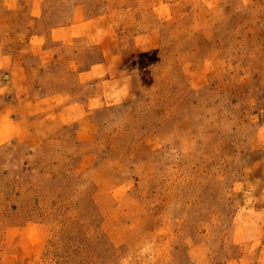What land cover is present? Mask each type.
Segmentation results:
<instances>
[{
  "label": "rangeland",
  "instance_id": "374dc122",
  "mask_svg": "<svg viewBox=\"0 0 264 264\" xmlns=\"http://www.w3.org/2000/svg\"><path fill=\"white\" fill-rule=\"evenodd\" d=\"M31 35L80 56L44 78L113 39L138 90L41 140L0 103V264H264V0H0Z\"/></svg>",
  "mask_w": 264,
  "mask_h": 264
},
{
  "label": "crops",
  "instance_id": "0c3cea01",
  "mask_svg": "<svg viewBox=\"0 0 264 264\" xmlns=\"http://www.w3.org/2000/svg\"><path fill=\"white\" fill-rule=\"evenodd\" d=\"M37 40V35H31L29 46L18 48L15 53L2 52L4 44L0 46V103H9L16 109L24 108L26 113L18 112L28 117L29 130L35 140L43 139L36 132L39 124L60 126L75 120L85 107L127 103L137 94L136 82L123 68L127 48L118 51L113 47V39H103L92 46L94 52L89 62L74 63L67 75L53 78H44L45 73H39V59L48 62V66L53 61L67 58L80 60V56L75 59L74 56L68 57L67 52L58 53L57 50L64 49V45L46 47L41 40L43 54L38 57V51L34 49ZM120 40L126 43L128 38L121 36ZM262 235L258 229L257 241Z\"/></svg>",
  "mask_w": 264,
  "mask_h": 264
}]
</instances>
